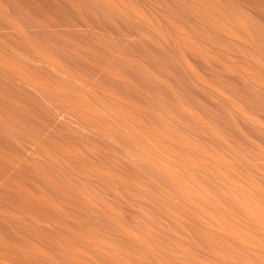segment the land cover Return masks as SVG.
Returning <instances> with one entry per match:
<instances>
[{
    "label": "bare ground",
    "instance_id": "bare-ground-1",
    "mask_svg": "<svg viewBox=\"0 0 264 264\" xmlns=\"http://www.w3.org/2000/svg\"><path fill=\"white\" fill-rule=\"evenodd\" d=\"M0 264H264V0H0Z\"/></svg>",
    "mask_w": 264,
    "mask_h": 264
}]
</instances>
